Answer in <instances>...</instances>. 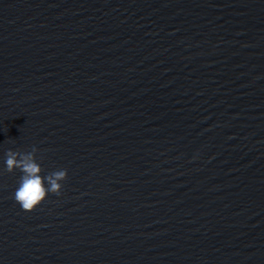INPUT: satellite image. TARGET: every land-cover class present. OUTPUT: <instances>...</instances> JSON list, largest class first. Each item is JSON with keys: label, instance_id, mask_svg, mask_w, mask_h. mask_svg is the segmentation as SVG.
<instances>
[{"label": "water", "instance_id": "obj_1", "mask_svg": "<svg viewBox=\"0 0 264 264\" xmlns=\"http://www.w3.org/2000/svg\"><path fill=\"white\" fill-rule=\"evenodd\" d=\"M0 264H264V0H0Z\"/></svg>", "mask_w": 264, "mask_h": 264}, {"label": "clouds", "instance_id": "obj_2", "mask_svg": "<svg viewBox=\"0 0 264 264\" xmlns=\"http://www.w3.org/2000/svg\"><path fill=\"white\" fill-rule=\"evenodd\" d=\"M33 150L26 153L14 152L6 149L3 156L0 171L20 174L16 180V186L12 192L13 200L22 210L31 211L39 205L49 193L59 194L61 182L66 178L67 170L56 169L52 172H43L41 164L35 158Z\"/></svg>", "mask_w": 264, "mask_h": 264}]
</instances>
